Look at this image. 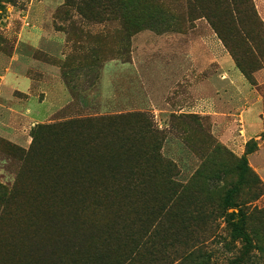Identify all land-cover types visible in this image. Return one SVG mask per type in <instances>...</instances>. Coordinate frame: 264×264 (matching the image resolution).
<instances>
[{"label": "rangeland", "instance_id": "1", "mask_svg": "<svg viewBox=\"0 0 264 264\" xmlns=\"http://www.w3.org/2000/svg\"><path fill=\"white\" fill-rule=\"evenodd\" d=\"M227 1L0 0V182L21 164L8 145L27 150L37 124L146 112L178 185L130 189L126 222L150 240L136 264H264V239L246 248L226 217L234 204L264 236V36L251 29L264 0L255 17ZM217 9L231 13L218 17L226 38L207 16Z\"/></svg>", "mask_w": 264, "mask_h": 264}, {"label": "trees", "instance_id": "2", "mask_svg": "<svg viewBox=\"0 0 264 264\" xmlns=\"http://www.w3.org/2000/svg\"><path fill=\"white\" fill-rule=\"evenodd\" d=\"M231 1L235 12L245 10L255 17L251 0ZM220 14L231 16L221 9L207 16L226 38ZM251 24L252 32L264 36L261 21L254 18ZM231 51L250 79L252 62L237 47ZM31 136L27 150L8 145L21 164L11 187L0 182V264L139 262L150 242L140 230L148 221L142 220L140 231L131 232L125 206L130 189L153 185L156 178L178 185L172 179L176 166L160 154L163 135L151 115L118 113L37 124ZM109 192L118 200L108 208L98 197ZM231 208L226 217L232 237L254 248L253 239L262 241L264 236L258 230L250 235L243 212L234 204ZM103 213L111 214L107 221L100 218ZM258 213L264 215V207Z\"/></svg>", "mask_w": 264, "mask_h": 264}, {"label": "crops", "instance_id": "3", "mask_svg": "<svg viewBox=\"0 0 264 264\" xmlns=\"http://www.w3.org/2000/svg\"><path fill=\"white\" fill-rule=\"evenodd\" d=\"M253 109H254V108L252 107V108H250V109L248 110V114H249V115H253V113H254ZM262 163H263V165H264V159H263Z\"/></svg>", "mask_w": 264, "mask_h": 264}]
</instances>
